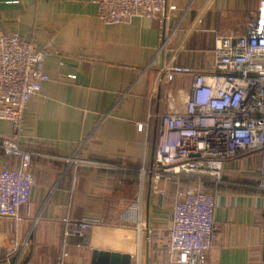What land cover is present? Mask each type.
Instances as JSON below:
<instances>
[{"label": "crops", "instance_id": "1", "mask_svg": "<svg viewBox=\"0 0 264 264\" xmlns=\"http://www.w3.org/2000/svg\"><path fill=\"white\" fill-rule=\"evenodd\" d=\"M167 2L176 9L168 11V42L161 49L158 18L104 24L93 0H0V33L38 47L52 41L59 50L46 57L49 80L24 111L17 139L32 152L36 183L23 223L15 227L0 217V258L17 230L19 240L29 234L32 242L23 264H59L64 250V264H94V250L130 254V264L167 262L175 187L164 183L162 195L149 170L158 116L168 111L170 94L175 107L184 108L193 77L169 82L163 69L171 63L215 71L220 38L243 35L264 0ZM12 135V123L0 120V168L18 163L1 147ZM261 159L249 153L228 162L220 179L205 178L216 197V235L205 264H264ZM63 216L101 222L85 238L65 237Z\"/></svg>", "mask_w": 264, "mask_h": 264}, {"label": "built area", "instance_id": "2", "mask_svg": "<svg viewBox=\"0 0 264 264\" xmlns=\"http://www.w3.org/2000/svg\"><path fill=\"white\" fill-rule=\"evenodd\" d=\"M93 2L104 24L130 23L137 17L158 18L161 49L167 45L165 22L168 11L175 10L176 5H168L167 0ZM216 53L213 72L171 63L163 69L169 82L180 74L193 77L184 108L177 109L170 94L168 111L158 116L157 153L149 170L162 195L167 193L164 183L175 187L165 264L206 263L216 235V197L205 189L204 179H220L228 162L259 152L262 163L258 187L264 196V10L247 22L243 35L222 36ZM58 54L52 41L38 47L18 34L0 33V120H8L13 126V135L5 137L1 147L5 156L18 160L14 167L0 168V217L12 220L15 227L26 220L22 208L29 204L36 183L31 171L32 152L22 148L17 137L28 103L49 80L45 59ZM143 128L139 123L138 129ZM192 176L194 180L184 185L183 180ZM61 222L65 237L85 238L101 220L63 216ZM31 245L29 234L19 240L15 230L0 264H23ZM67 256L68 252L62 251L58 263L64 264Z\"/></svg>", "mask_w": 264, "mask_h": 264}, {"label": "water", "instance_id": "3", "mask_svg": "<svg viewBox=\"0 0 264 264\" xmlns=\"http://www.w3.org/2000/svg\"><path fill=\"white\" fill-rule=\"evenodd\" d=\"M131 255L127 253L94 250L93 263L94 264H130Z\"/></svg>", "mask_w": 264, "mask_h": 264}, {"label": "trees", "instance_id": "4", "mask_svg": "<svg viewBox=\"0 0 264 264\" xmlns=\"http://www.w3.org/2000/svg\"><path fill=\"white\" fill-rule=\"evenodd\" d=\"M205 180V179H204Z\"/></svg>", "mask_w": 264, "mask_h": 264}]
</instances>
